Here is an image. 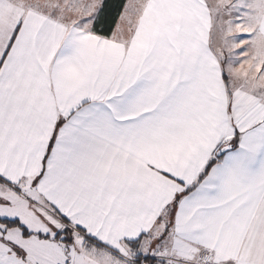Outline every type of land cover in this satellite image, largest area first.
I'll return each instance as SVG.
<instances>
[{
    "label": "snow or ice",
    "instance_id": "obj_1",
    "mask_svg": "<svg viewBox=\"0 0 264 264\" xmlns=\"http://www.w3.org/2000/svg\"><path fill=\"white\" fill-rule=\"evenodd\" d=\"M0 264H264V0H0Z\"/></svg>",
    "mask_w": 264,
    "mask_h": 264
}]
</instances>
